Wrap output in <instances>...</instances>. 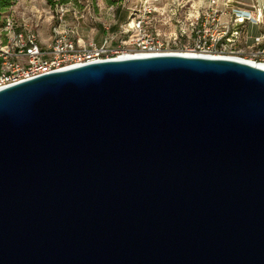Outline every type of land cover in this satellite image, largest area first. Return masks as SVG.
Listing matches in <instances>:
<instances>
[{
    "label": "water",
    "instance_id": "obj_1",
    "mask_svg": "<svg viewBox=\"0 0 264 264\" xmlns=\"http://www.w3.org/2000/svg\"><path fill=\"white\" fill-rule=\"evenodd\" d=\"M0 264H264V69L156 55L0 90Z\"/></svg>",
    "mask_w": 264,
    "mask_h": 264
},
{
    "label": "rangeland",
    "instance_id": "obj_2",
    "mask_svg": "<svg viewBox=\"0 0 264 264\" xmlns=\"http://www.w3.org/2000/svg\"><path fill=\"white\" fill-rule=\"evenodd\" d=\"M142 3L143 0H12L10 6L1 10L0 20L14 16L18 22L34 28L40 44L47 45L53 39L57 6L65 5L69 10L67 23L77 26L76 36L83 44L102 46L107 41L112 49H117L121 41L129 39L130 14ZM151 3L157 7V13L150 29L173 52L194 47L197 39L194 31L200 28L197 16L210 22L216 17L231 32L239 31L236 42L222 41L228 57L248 59L257 47L252 38L264 35V0H151ZM250 12L253 18L237 22L241 13ZM123 49L130 51L132 47L127 45Z\"/></svg>",
    "mask_w": 264,
    "mask_h": 264
},
{
    "label": "built area",
    "instance_id": "obj_3",
    "mask_svg": "<svg viewBox=\"0 0 264 264\" xmlns=\"http://www.w3.org/2000/svg\"><path fill=\"white\" fill-rule=\"evenodd\" d=\"M68 12L65 5L57 6L55 23L52 27L53 39L47 45L40 44L34 28L18 22L14 16H9L2 22L0 20V90L43 74L116 59L124 52L156 56L173 51L167 49L164 41L159 40L158 34L150 29L152 18L157 13V7L151 3V0H143L139 9L132 10L131 19L127 23L129 39L121 41L117 49H112L107 41L102 46L83 44L76 36L77 26L67 23ZM196 19V24L200 28L194 31L197 34L195 45L191 49L181 51L219 57L228 56L222 41L236 42L239 31L231 32L229 26L223 25L216 17H213L211 22L206 17L201 19L197 16ZM241 19L242 17H239L237 22L245 21ZM220 27L221 29L218 30ZM122 29L125 31L124 27ZM252 39L257 47L250 53L248 59H244L253 63H264V35ZM127 45H130L132 50H124ZM217 46L220 48L216 49Z\"/></svg>",
    "mask_w": 264,
    "mask_h": 264
},
{
    "label": "bare ground",
    "instance_id": "obj_4",
    "mask_svg": "<svg viewBox=\"0 0 264 264\" xmlns=\"http://www.w3.org/2000/svg\"><path fill=\"white\" fill-rule=\"evenodd\" d=\"M261 15V14H260ZM242 19L241 21H244L245 18H253V15L250 13H241ZM240 16V17H241ZM164 55H182V56H188V57H204V58H227V59H234V60H239L242 62H246L255 66H258L260 68L264 69V63H253V61H249L247 59H242V58H236V57H219V56H212V55H205V54H199L195 53L193 51H181V52H173V51H168L164 52ZM149 56L145 53H131V52H124L121 54L119 57H116V59H127V58H136V57H146Z\"/></svg>",
    "mask_w": 264,
    "mask_h": 264
},
{
    "label": "trees",
    "instance_id": "obj_5",
    "mask_svg": "<svg viewBox=\"0 0 264 264\" xmlns=\"http://www.w3.org/2000/svg\"><path fill=\"white\" fill-rule=\"evenodd\" d=\"M11 1L12 0H0V15H1V10L4 8V7H8L11 5Z\"/></svg>",
    "mask_w": 264,
    "mask_h": 264
},
{
    "label": "crops",
    "instance_id": "obj_6",
    "mask_svg": "<svg viewBox=\"0 0 264 264\" xmlns=\"http://www.w3.org/2000/svg\"><path fill=\"white\" fill-rule=\"evenodd\" d=\"M19 21V20H18Z\"/></svg>",
    "mask_w": 264,
    "mask_h": 264
}]
</instances>
